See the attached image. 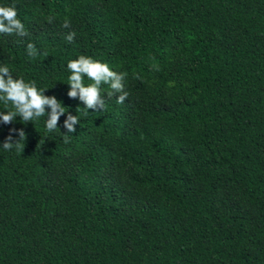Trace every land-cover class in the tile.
<instances>
[{
	"label": "trees",
	"instance_id": "16d2710c",
	"mask_svg": "<svg viewBox=\"0 0 264 264\" xmlns=\"http://www.w3.org/2000/svg\"><path fill=\"white\" fill-rule=\"evenodd\" d=\"M0 6L28 32L0 34V67L65 107L52 132L0 121V145L25 132L0 148V264H264V0ZM81 55L125 74L122 103L68 97Z\"/></svg>",
	"mask_w": 264,
	"mask_h": 264
},
{
	"label": "clouds",
	"instance_id": "9594fccd",
	"mask_svg": "<svg viewBox=\"0 0 264 264\" xmlns=\"http://www.w3.org/2000/svg\"><path fill=\"white\" fill-rule=\"evenodd\" d=\"M17 10L15 6H0V34L4 35H17L25 37L28 32L25 30L24 24L17 18ZM65 28L70 26L69 21L65 20ZM75 33H69L66 36L67 42H72ZM27 53L31 57L38 54V50L31 43L27 45ZM67 68L71 75L69 76L68 85L71 86V91L67 93L69 98H75L79 95V99L86 106L87 110L93 111L103 110L105 102L100 94L101 84L109 85L112 90L109 95L115 93H123L118 97V103H122L128 93L123 91L124 85L122 81L125 74H118L110 70L109 66L93 60L90 57L79 56L78 59L71 60L67 64ZM87 77L92 81L89 85L85 86L83 78ZM0 102L4 105H11L12 110L7 112H0V121L3 124H11L17 116L23 121L29 122L42 116H47L45 126L48 132L55 131L58 127V121L61 116L65 114V107L57 102V99L52 96L44 95V92L38 90L35 82L26 83L22 78H13L8 67H0ZM51 109L46 113L45 109ZM79 120L77 116L68 115L64 121L63 127L66 134H63L64 142L70 141L69 134L75 133ZM19 136L18 140H13V135H9L5 142L0 145L4 150H12L13 148L20 149L21 141L25 139V132L19 130L18 132L13 129Z\"/></svg>",
	"mask_w": 264,
	"mask_h": 264
}]
</instances>
